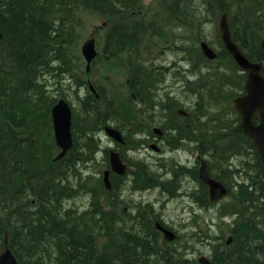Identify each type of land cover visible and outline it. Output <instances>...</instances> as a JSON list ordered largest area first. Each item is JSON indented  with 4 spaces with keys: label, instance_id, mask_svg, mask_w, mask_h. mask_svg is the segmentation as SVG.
I'll list each match as a JSON object with an SVG mask.
<instances>
[{
    "label": "bare ground",
    "instance_id": "obj_1",
    "mask_svg": "<svg viewBox=\"0 0 264 264\" xmlns=\"http://www.w3.org/2000/svg\"><path fill=\"white\" fill-rule=\"evenodd\" d=\"M96 1L104 9L103 12L109 14L108 17L113 22L122 23V26L135 24L142 28L141 30L148 29L150 32H155L160 24V18L169 19L165 15V6L162 0H146L145 2L138 0L136 10H127L119 4H113L114 0H107V3L111 2L105 5L101 4L100 0ZM47 5L45 1L39 3L41 8ZM202 16L206 15L202 13ZM99 18L102 20L101 25L93 24L92 33L88 37L95 38V41L96 32H106L108 27L105 18ZM203 24L198 22L189 31L200 32L199 35L193 36L194 39H190L189 36L186 41L172 40L173 50L178 49V56L176 54L172 55V58L171 56H162L161 58L154 56L148 50L150 45L147 40H145V44L144 40H141L134 50L132 48L129 51L126 50L127 53L122 56L124 58L126 55L128 56L126 59L128 58L129 65L125 75V98L122 99L121 104L120 101H114L119 98L118 95L109 94L98 82L85 79L79 74L75 75L78 61H75L77 56L75 51H72L73 47L69 46V48H65L64 52L54 54L55 58L59 57L62 61V69L57 72L58 75H48L46 72L44 73L43 69L38 70L34 73V83L29 91L31 97L33 94L43 93L47 97L52 95L57 100L49 109L52 131L48 130L46 138L44 130L41 128L45 120L32 116L30 111L19 106L16 107L13 103L0 102V133L7 136L12 146L15 144L13 141L25 140L34 147L50 148L54 153L52 160L43 164L44 171L35 172L33 179L25 176L26 178L15 184L16 192L20 191L21 194L25 187H29V189L42 187L44 190L47 188L53 190L52 180L61 178L63 181L61 179L59 181L60 184L63 182L64 188L62 192L59 190L57 193L61 194V206L68 216L98 213L103 210L111 212V214L114 213L113 217L121 213L126 225H130L131 216H134L139 210L142 212L141 209L145 206H149L147 213L139 219L143 220L144 227L150 228L146 232L154 240L153 252L167 248L191 263L203 264L199 261L201 257H206L211 261L213 250L222 253L231 243L234 244L236 237L228 224L231 223L235 215L227 212V204L237 195L238 183L243 180H246L243 181L246 184L250 183L251 179L244 178V176L252 174L253 177L251 161L254 156L241 135L224 139L225 136L221 133V130H228L227 124L236 130L237 123L240 128L241 118L238 110L235 109L234 99L232 100L233 106L229 107V105L221 103L220 100H213L211 94L214 91L195 94L189 83H192L200 75L199 82L202 87L215 83L219 85L218 81L211 83L212 77L208 75V67L216 66L218 74L222 75V78H227L228 87L232 88L239 80H243V93L247 71L236 64L223 46L219 36L209 38L207 35V37L202 35V32H213L214 19H206ZM175 25L174 23L173 27L168 25L165 28L172 27V32L184 30ZM0 32V40H2L1 29ZM183 32L188 31L185 28ZM100 39L99 45L96 41V55L92 60L87 63L82 56L83 75H90L101 60L105 63L114 60L120 50L115 39L106 42L105 35ZM202 41H205L216 54L217 51H221V46L229 56L223 55L218 59L217 54L215 59H208L201 48ZM257 51L260 53V59L252 62L261 64L262 73L264 50L261 44ZM121 54L122 52L119 53V55ZM12 55L14 56V54ZM12 55L8 51L0 50V64L10 60ZM99 63L101 66V62ZM8 75L9 73L5 74V77ZM68 79H72V83L70 80V83L67 82ZM4 80L0 76V90L3 88ZM223 83L225 84L226 81ZM60 85L64 86V92L61 91L58 94L57 90ZM228 90L231 89L228 88ZM69 93H71V101L61 97L67 96ZM28 98L32 100L30 97ZM59 98L68 101L72 116L73 113L76 114V131L84 128L87 123L83 111L94 108L96 103L97 119L106 121L95 127L93 115V121L90 122L93 123V133L91 137L88 136L89 141L94 145L93 151L86 149L89 144L77 136L75 144L83 145L76 148V153H72L71 157L73 158H70L68 153L74 145L72 136V146L62 155V147L56 141L54 133L52 114L53 106ZM84 100L87 102H81ZM126 101L132 103V108L129 110H127ZM193 112L195 113L192 114ZM194 117L199 123L195 122ZM208 120L210 123L205 126L207 131L213 129V125L217 129V135L214 137L205 135L206 129L200 124ZM17 122L19 125L30 126L25 138L8 130ZM240 130L243 133L242 136L247 138L243 130L241 128ZM113 131L115 136L111 135ZM51 141L54 146L50 145ZM231 141H233L231 143L233 146H238L234 143L244 144L248 151L243 154L237 152L223 166L230 175L225 181H221L227 188V193L226 201L220 203L210 199V192L199 177L197 164L201 159H204L214 172L225 169L222 165L212 162L214 158L212 146ZM202 148L205 152L202 151ZM100 152H102V156L104 155L103 157L98 156ZM112 152H117L120 155L124 171L112 167L110 163ZM23 159L30 161L27 158ZM258 159L263 171L260 158L258 157ZM66 163L74 164L73 174L71 172L67 174L64 166ZM77 175L82 178L88 175L92 177L89 181H77ZM138 191H148L152 195V199L134 203L130 198H127L128 195L133 196ZM84 197H87V202L83 206L71 205V201ZM174 203L180 207V214H184L179 219L178 217H169L168 214L172 212L165 210L169 204ZM173 207L174 205L170 206V208ZM193 216L196 217V223L192 221ZM197 217L201 218L200 223ZM215 219L219 221L218 225L221 223L223 226L222 228L218 226L220 231L212 233V224L217 225ZM203 224L205 225L203 226ZM203 227H206L207 230L204 231ZM164 231L172 232L173 239L166 238ZM229 238L230 240L227 242ZM203 244L209 245V253L201 252L198 248ZM193 253H197V256H193Z\"/></svg>",
    "mask_w": 264,
    "mask_h": 264
},
{
    "label": "trees",
    "instance_id": "obj_2",
    "mask_svg": "<svg viewBox=\"0 0 264 264\" xmlns=\"http://www.w3.org/2000/svg\"><path fill=\"white\" fill-rule=\"evenodd\" d=\"M44 1L50 6L41 8L39 3ZM195 1L197 3H194ZM100 2L105 5L111 1ZM162 2L165 6V15L169 19L160 18L156 31L150 32L148 29L141 30L142 28L135 24L122 26V23L113 22L96 0H0V29L3 34L0 50L14 54L10 60L0 64V76L5 79L0 90V102L13 103L16 107L30 111L32 116L45 120L41 128L46 138L48 130L52 131L49 109L57 100L52 95L47 97L43 93L33 94L32 97L29 95L34 83V73L43 69L48 75H58L57 72L62 69V61L59 57L55 58L54 54L64 52L69 46L74 47L84 34L85 22L94 15L105 18L108 24L104 33L105 41L113 39L117 41L120 50L116 58H119L130 48L134 50L141 40H144V44L147 40L151 47L153 45L151 41H157L167 35L171 41V36L175 33L171 35L174 23L183 29H191L203 19H214L216 23L220 14L227 11L233 41L248 59L251 61L260 59L257 50L260 49L264 34V0H162ZM115 3L127 10H136L138 0H114L113 4ZM202 13L206 16H202ZM168 25L172 27L165 28ZM187 38L181 40L186 41ZM220 48L221 51H217L218 59L228 55L221 46ZM8 73V77H5ZM262 74L264 75V68ZM208 75L212 77L211 83L218 81L219 85L215 83L202 87L199 75L189 83L192 91L197 95L214 91L211 94L214 101L220 100L224 105L232 107V100L243 91V80H239L232 88L228 87L227 78H222V75L218 74L216 66L208 67ZM62 89V85L56 89L58 94ZM81 102L85 103L87 100ZM125 104L127 110L132 108L129 101ZM95 105L96 103L94 108L83 111L87 123L81 130L75 129L77 118L73 113L71 130L74 145L68 153L70 158H73L71 154L76 153V148L83 145L75 144L77 136L89 144L86 149L93 151L94 145L88 138L93 133V123H90L93 121V115L96 118L95 127L106 121L97 119L98 110ZM194 119L198 122L195 117ZM209 123L208 120L200 124L206 129L205 135L214 137L217 135V129L213 125V129L207 131L205 126ZM236 127L235 130L227 124L228 130H221V133L225 136L224 139L241 135L247 142L254 156L251 161L253 177L252 174L244 176L251 179L250 183L243 182L246 180L238 183L237 195L227 204V212L235 215L228 226L235 234L236 242L231 243L225 252L213 250L211 264H264V173L251 142L242 136L243 133L237 123ZM8 130L25 138L30 126L19 125L17 122ZM13 142L15 144L12 146L7 136L0 133V249L3 247L6 233L8 245L19 264H196L167 248L153 252L154 240L146 232L150 228L144 227L143 220L139 219L147 213L149 206L131 216L130 225H126L121 213L114 215V218V213L103 210L98 213L68 216L61 206V194L57 193L59 190L62 192L64 188L63 182L60 184L59 181L61 178L52 180L53 190L25 187L21 194L20 191L16 192L15 184L26 178L25 176L33 179L35 172L44 171L43 164L51 161L54 153L50 148L34 147L25 140ZM231 143L233 141L212 146L214 155L212 162L223 167L237 152L243 154L248 151L244 144L234 143L238 146H233ZM50 145L54 146L52 141ZM202 151L205 152L203 148ZM64 166L67 174L74 173V164L66 163ZM208 173L220 181H225L230 175L226 168L220 172L212 171L209 164ZM91 177L88 175L82 178L77 175L76 180L89 181ZM223 201H226V197L219 202Z\"/></svg>",
    "mask_w": 264,
    "mask_h": 264
},
{
    "label": "water",
    "instance_id": "obj_3",
    "mask_svg": "<svg viewBox=\"0 0 264 264\" xmlns=\"http://www.w3.org/2000/svg\"><path fill=\"white\" fill-rule=\"evenodd\" d=\"M218 29L221 42L227 52L238 66L247 71L244 82V92L234 98V105L240 114V128L251 141L258 157L260 158L264 172V76L261 73V64L259 62L250 61L241 51L239 46L233 41L228 13L226 11L223 12L219 18ZM261 46L264 50V35L261 40ZM201 48L208 59L212 60L216 58V52L205 41L201 42ZM81 54L87 63L95 57V38L84 40L81 45ZM52 114L56 141L62 147L61 153L63 155L72 146V111L68 102L63 98H60L53 106ZM255 117H257V121H255ZM111 135L115 136L114 131ZM110 163L113 168L119 169V171H124L120 155L117 152L111 153ZM198 174L200 179L207 185L210 192V199L212 201L217 202L226 196L227 188L221 183V181L208 174L207 163L204 159L200 160ZM164 235L169 240H172L174 237V234L169 231H164ZM229 240L230 238L227 242H229ZM199 261L203 264H211L210 260L206 257L199 258ZM0 264H19L17 258L8 246V238L6 235L4 237V248L0 251Z\"/></svg>",
    "mask_w": 264,
    "mask_h": 264
},
{
    "label": "rangeland",
    "instance_id": "obj_4",
    "mask_svg": "<svg viewBox=\"0 0 264 264\" xmlns=\"http://www.w3.org/2000/svg\"><path fill=\"white\" fill-rule=\"evenodd\" d=\"M146 0H144L145 2ZM194 3H197V1H195ZM264 11V8H263ZM206 19L203 20H199L198 22L201 25H204V21ZM104 21V20H103ZM230 21V18H229ZM219 22V18L217 20V22L214 25V29L213 32H202V35H207L209 38H212L213 36H216V34H218L219 36V30L217 28ZM102 20L101 18H99V16H95L91 17V19H89L87 22H85V29H84V34L83 36L77 41V43L74 45L72 51H75L76 57L75 61L77 62V66L78 69L76 67V71H75V75L79 74L82 77H84L85 79H90L91 81H96L98 82V84L103 87L105 89V91L107 90L109 92V94L114 93L115 95H118L119 98H116L119 101H122L123 98H125V93H126V83H125V75L127 74V67L129 65V61L128 58L126 59V57L124 58L123 56L121 57H117L114 60H110L109 62L105 63L103 62V60L99 61L101 62V66L100 63L98 62L97 65L94 67V70L90 73V75H83L82 71H84V61H83V57L80 51L81 45L83 43L84 40H86L88 37H90L91 35V30H92V25H101ZM197 24V23H196ZM188 32H183L184 30H182V32H171V35L173 34V36H171V41L175 40V39H182L184 37H189L190 39H194L193 36H197L199 35L200 32H189L191 31L193 28H186ZM206 31V29H205ZM105 32H96V41L98 42V45L100 43L99 39L104 35ZM206 36V37H207ZM169 35L164 36L162 38H159V40L157 39V41H151V46L148 47L149 52H151V54H153L154 56L161 58L162 56H171V58L173 57L172 55L178 56L177 54V50H173V45L171 44V41L168 40ZM181 37V38H180ZM101 40V39H100ZM184 41V40H182ZM153 42V43H152ZM170 42V43H169ZM213 47V46H212ZM175 56V57H176ZM128 62V63H127ZM102 63H104L102 65ZM127 63V64H126ZM80 69V70H79ZM79 70V71H78ZM72 83V79H68L67 82ZM69 82V83H70ZM64 87V86H63ZM64 89V88H63ZM61 90L64 92V90ZM66 99L70 100L71 99V93H69L67 96H64ZM71 101V100H70ZM102 152H100L98 154L99 157H103ZM95 168H97V166H95ZM94 168V169H95ZM151 186H153V184H151ZM127 198H130L132 200V202H145V201H149V198L152 199V195H150V193H148V191H138L137 193H135L133 196L132 195H128ZM87 197L84 198H76L75 200L71 201V205L73 206H83L86 202H87ZM184 204H185V200H184ZM171 205H174L173 208H170ZM180 207H177V205L174 204H169L167 206V208L165 209L166 211L172 212L170 214H168L169 217L172 218H180V216L184 215L183 213L180 214ZM211 215V214H210ZM216 216V213H215ZM198 222L200 223L201 218L197 217ZM192 221H195L196 223V217L193 216ZM219 221H216L215 219V223L217 224ZM194 223V222H193ZM194 223V224H195ZM205 224H203L204 226ZM212 228L213 231H220V229L218 228V226L220 228H222L223 225H214L212 224ZM204 231L207 230L206 227H203ZM1 236V235H0ZM201 252L204 253H209V245L203 244L201 246L198 247ZM203 253V254H204ZM194 254V255H193ZM193 256H197V253H193Z\"/></svg>",
    "mask_w": 264,
    "mask_h": 264
},
{
    "label": "flooded vegetation",
    "instance_id": "obj_5",
    "mask_svg": "<svg viewBox=\"0 0 264 264\" xmlns=\"http://www.w3.org/2000/svg\"><path fill=\"white\" fill-rule=\"evenodd\" d=\"M197 169H198V166H197Z\"/></svg>",
    "mask_w": 264,
    "mask_h": 264
}]
</instances>
